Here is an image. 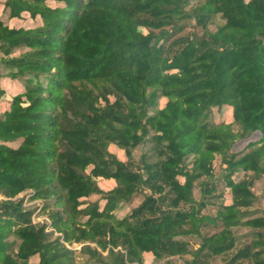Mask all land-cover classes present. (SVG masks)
Returning <instances> with one entry per match:
<instances>
[{
	"label": "trees",
	"instance_id": "16d2710c",
	"mask_svg": "<svg viewBox=\"0 0 264 264\" xmlns=\"http://www.w3.org/2000/svg\"><path fill=\"white\" fill-rule=\"evenodd\" d=\"M259 200L264 0H3L0 264H264Z\"/></svg>",
	"mask_w": 264,
	"mask_h": 264
},
{
	"label": "rangeland",
	"instance_id": "374dc122",
	"mask_svg": "<svg viewBox=\"0 0 264 264\" xmlns=\"http://www.w3.org/2000/svg\"><path fill=\"white\" fill-rule=\"evenodd\" d=\"M2 2H3V0H0V17L2 16ZM25 18H26V19H25V20H26L25 22H20V21L11 22V26H12V27H17V28H19V27H28V28H29V27H34L35 25L38 24V22L33 21V20L30 19L28 16H25ZM211 29H214V27L212 26ZM3 87H4V88H7V89H9V90H11V91H15V90L17 89V88H16V85H15L13 82H11V81H6V82H4V83H3ZM217 117H219L218 114H217ZM241 145H242V144H238V145H236L234 148H235L236 150H238V149L241 147ZM140 154H141V149H138V150L135 152V154H134L136 160L139 159ZM258 186H259V185H258ZM103 187H106V185L103 186ZM254 189H255V188H254ZM255 191H256V193H259L260 189L258 190V187H256ZM196 194H197V197H198V195H199L198 191H196ZM21 196H22V195L18 196V198H20ZM15 199H17V198H15ZM27 199H28V198L26 197V201H25V205H26V206H30V205H34V204H35V202H31V203H29V204H26ZM142 199H143V197H142L141 195L138 196V197L136 198V200H134V203L131 205V207H135V206H137V205L142 201ZM3 201H5V200H3ZM263 207H264V202L259 200V202L257 203V206H256L255 209H257V210L259 211V214H260V208L263 209ZM213 210H214V209H212V207H210L209 210H208V212H212ZM206 211H207V210H206ZM45 218H46L45 216H38V212H36V213L33 215V220H34L36 223H37V222H40L41 220H45ZM247 231H248V230H247V229H244V228H238V229H235V233H236L237 235H244L245 233H247ZM182 240L188 242L189 245H190V248H191L192 250L198 248L199 243H200L199 240H198V238L195 237V236L185 237V238H182ZM72 248H75V249H78V250L80 249V247H77V245L74 246V247H72ZM78 256H80V257H79V259H78V261H77V264H93V263H89V262H87L86 259L83 258L81 255H78ZM32 261L35 262V261H36V258H34ZM145 264H158V263L153 262V260L149 258V260H147V261L145 262ZM172 264H184V261H183L181 258L176 257V258H173V259H172ZM211 264H223L222 258H221V257L215 258L213 261H211Z\"/></svg>",
	"mask_w": 264,
	"mask_h": 264
}]
</instances>
